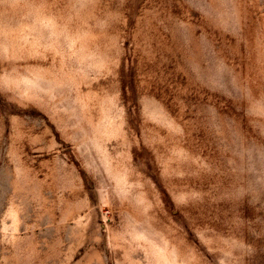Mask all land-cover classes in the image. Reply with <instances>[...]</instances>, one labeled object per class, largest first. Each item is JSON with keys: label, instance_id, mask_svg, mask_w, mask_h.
Wrapping results in <instances>:
<instances>
[{"label": "rangeland", "instance_id": "1", "mask_svg": "<svg viewBox=\"0 0 264 264\" xmlns=\"http://www.w3.org/2000/svg\"><path fill=\"white\" fill-rule=\"evenodd\" d=\"M0 264H264V0H0Z\"/></svg>", "mask_w": 264, "mask_h": 264}]
</instances>
